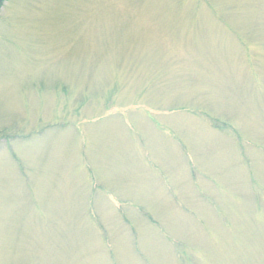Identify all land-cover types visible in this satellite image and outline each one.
<instances>
[{
  "label": "rangeland",
  "instance_id": "374dc122",
  "mask_svg": "<svg viewBox=\"0 0 264 264\" xmlns=\"http://www.w3.org/2000/svg\"><path fill=\"white\" fill-rule=\"evenodd\" d=\"M0 264H264V0H0Z\"/></svg>",
  "mask_w": 264,
  "mask_h": 264
}]
</instances>
